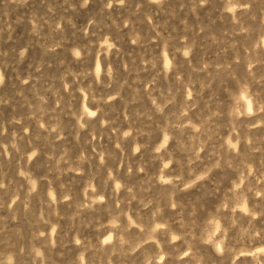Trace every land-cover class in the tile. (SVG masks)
<instances>
[{"label": "rangeland", "instance_id": "obj_1", "mask_svg": "<svg viewBox=\"0 0 264 264\" xmlns=\"http://www.w3.org/2000/svg\"><path fill=\"white\" fill-rule=\"evenodd\" d=\"M0 77V264H264V0H0Z\"/></svg>", "mask_w": 264, "mask_h": 264}, {"label": "clouds", "instance_id": "obj_2", "mask_svg": "<svg viewBox=\"0 0 264 264\" xmlns=\"http://www.w3.org/2000/svg\"><path fill=\"white\" fill-rule=\"evenodd\" d=\"M120 2L123 3V0H120ZM85 4H87V0H85ZM21 55H23V53H21ZM2 80H3V78L0 77V83H2ZM93 115H94V114H93Z\"/></svg>", "mask_w": 264, "mask_h": 264}]
</instances>
